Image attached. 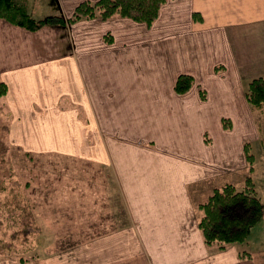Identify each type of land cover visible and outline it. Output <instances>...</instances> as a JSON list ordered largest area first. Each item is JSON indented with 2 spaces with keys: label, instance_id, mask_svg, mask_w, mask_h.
Instances as JSON below:
<instances>
[{
  "label": "crops",
  "instance_id": "crops-1",
  "mask_svg": "<svg viewBox=\"0 0 264 264\" xmlns=\"http://www.w3.org/2000/svg\"><path fill=\"white\" fill-rule=\"evenodd\" d=\"M17 1L43 17L67 16L81 0ZM83 21L28 30L0 18V104L12 117V151L90 146L109 161L127 209L123 224L76 248L86 261L70 264H264V238L256 248H219L198 227L199 203L227 173L223 161L242 151L245 90L261 70L242 42L264 37V0H166L150 25L103 20L112 38L97 53L75 32ZM251 51L263 65L264 47ZM180 73L194 79L184 92L174 88ZM224 117L238 128L234 137Z\"/></svg>",
  "mask_w": 264,
  "mask_h": 264
},
{
  "label": "rangeland",
  "instance_id": "rangeland-1",
  "mask_svg": "<svg viewBox=\"0 0 264 264\" xmlns=\"http://www.w3.org/2000/svg\"><path fill=\"white\" fill-rule=\"evenodd\" d=\"M71 13L72 11L69 10L67 16ZM116 16L103 20H111ZM94 18L96 19L93 17L80 19L84 20V23L81 26H76L75 32L79 37L88 41L90 47L95 44L93 51L97 53L100 49V41L107 42L109 38H112V29L106 27L102 19L100 23L97 17ZM141 23L145 24L144 22ZM248 37H250L248 41L252 42L251 47L247 40L242 42L247 46L248 55H251L248 62L252 67L261 69L254 73L253 77L263 75L264 64H261L260 58L257 59L252 56L253 52L251 51L257 47H264L261 41H264L263 32H258L259 38L257 33ZM255 43L256 45H253ZM238 51L243 53V48H239ZM220 67H215V69L220 70ZM91 76L92 74H90ZM246 115L248 129L243 130L245 133L240 138L242 151L240 149L239 158L232 164L229 161H223L227 166L222 164L220 169L227 173H225L224 178L215 180V182L216 186L230 182L240 188L244 177L250 175L264 205V107L256 109L249 104ZM225 118L230 123L228 127H223L230 129L229 135L234 137L238 128L232 126L229 117L223 119ZM96 130L100 134V127L99 129L96 127ZM7 133L8 130L2 132L0 128V134L6 136ZM210 140L208 136L204 137V142L207 144L211 143ZM245 144H248V152L253 155L251 170H249L250 165L244 152ZM86 147L87 145L75 146L73 150L71 149L70 154H59L58 152L41 154L28 153L25 150L18 153L16 150L12 151L10 145L4 161L0 162V184L5 178L4 176L11 172L16 174L15 176L19 178L20 183L30 180L28 190L31 194L37 222L41 226L40 233L35 238L37 246L35 257L31 258L32 264H70V260L77 261L79 256L83 259L82 261H86L84 253L76 248L98 237V235L100 236V232H103L104 229L116 228L120 223L118 222L116 225L118 220H121V224H123L126 219L127 209L109 170V161H100V156H96V153L91 151L90 146L89 150H86ZM230 169L232 170L231 173H229ZM206 199L207 196L203 201ZM262 216L258 222L249 228L243 245L247 242L251 245L255 239L263 240L264 208ZM252 245L255 246L249 247L256 248L257 244ZM73 249L74 251L71 252ZM0 264L23 263L17 254H6L0 250ZM71 264L75 263L71 262Z\"/></svg>",
  "mask_w": 264,
  "mask_h": 264
},
{
  "label": "trees",
  "instance_id": "trees-1",
  "mask_svg": "<svg viewBox=\"0 0 264 264\" xmlns=\"http://www.w3.org/2000/svg\"><path fill=\"white\" fill-rule=\"evenodd\" d=\"M165 1L81 0L68 16L56 13L35 17L26 10L22 2L0 0V18L28 30H37L45 25L65 26L82 18L97 17L103 20L114 15L150 25L158 16ZM193 82L192 75L180 73L175 80L174 88L177 92H184ZM6 92L7 85L0 80V97ZM245 96L252 107L256 109L264 107V74L248 81ZM11 118V114L0 104L2 132L8 130ZM229 123L228 119H223V126L228 127ZM9 149L7 135L0 134V162L4 161ZM248 149V144H245L244 152L251 170L253 155ZM15 175L11 172L4 176L0 184V250L6 254H17L23 264H32L31 258L35 257L37 246L35 238L39 235L41 226L37 222L28 190L30 180L20 183ZM263 208L264 205L250 175L244 177L240 188L230 182L214 187L207 199L198 205L200 210L198 227L204 242L216 243L219 248L231 243L245 242L249 228L262 218Z\"/></svg>",
  "mask_w": 264,
  "mask_h": 264
}]
</instances>
